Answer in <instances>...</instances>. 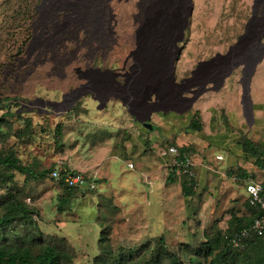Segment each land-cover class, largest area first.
Here are the masks:
<instances>
[{"label":"rangeland","instance_id":"1","mask_svg":"<svg viewBox=\"0 0 264 264\" xmlns=\"http://www.w3.org/2000/svg\"><path fill=\"white\" fill-rule=\"evenodd\" d=\"M167 1L164 11L168 8L176 14L181 0ZM187 2L189 11L191 2ZM148 4L149 0H0V126L6 131L0 151L13 152L35 171L60 161L71 169L76 162L89 167L86 175L98 177L96 189L75 191L71 204L60 212L59 198L65 191L52 172L35 178L0 165V198L11 192L25 200L36 211L34 222L44 236L56 242L63 239L72 250L71 259L63 264H96L112 249L138 250L159 235L165 236L172 250L182 242L196 247L217 228H228L230 217L223 212L192 237L174 228L165 230L158 225L160 217H153L165 211L137 191L138 172L111 156L116 131L121 129L116 130V124L124 110L115 100L100 107L90 96L94 87L90 78L100 74L96 70L111 78V71L122 69L127 60L131 70L128 90L122 95L128 98L133 97L131 85L147 74L173 87L164 68L170 49L164 41L168 37L160 32L164 23L160 20L154 27L143 21ZM185 29L183 49L172 57L177 59L178 80L201 62L226 54L244 35L225 62L201 65L192 87L208 85L202 95L214 98L223 110L232 109L230 113L241 102L243 84H249V94L260 88L264 95V36L258 39L264 35V0H193ZM143 57L154 70L142 67ZM161 66L164 69L159 71Z\"/></svg>","mask_w":264,"mask_h":264},{"label":"crops","instance_id":"2","mask_svg":"<svg viewBox=\"0 0 264 264\" xmlns=\"http://www.w3.org/2000/svg\"><path fill=\"white\" fill-rule=\"evenodd\" d=\"M147 64L143 63L142 67L150 68V71L155 69ZM150 76H139V82L131 85L132 98L122 93L119 98L111 97L113 86L103 73L90 78L94 83L90 92L99 106L110 100L122 105L123 119L116 124V130L121 129L116 131L111 156L125 160L130 169L138 172L137 191L145 194V200L154 199L151 202L165 211L162 215L154 214V219L160 217L158 225L192 237L200 228L211 226L223 212L227 218L233 213L240 217L250 215L245 187L252 180L264 184V168L258 164L260 157L246 150L244 141L264 148V95L261 89L243 93L241 102L230 113L232 109L223 110L214 98L204 95L192 106L185 102L180 104L172 86H163ZM153 93L166 106L151 109L148 98ZM98 99L103 100L102 104ZM143 113L146 118L150 116V122L155 126L153 130L139 121ZM194 118L202 125L201 129L190 128ZM168 145L186 150L182 154L190 155L194 161L197 177L191 194L183 191L182 175L176 173L179 179L170 184L167 182L171 157L162 155L161 149ZM130 162L134 167L129 166ZM69 167L84 173L89 169L76 162ZM107 175L105 173L102 178L106 179ZM94 176L93 179L98 180L96 174Z\"/></svg>","mask_w":264,"mask_h":264},{"label":"trees","instance_id":"3","mask_svg":"<svg viewBox=\"0 0 264 264\" xmlns=\"http://www.w3.org/2000/svg\"><path fill=\"white\" fill-rule=\"evenodd\" d=\"M5 99L4 104L8 103V97ZM8 113L10 112H4L5 115ZM13 115H17V112H13ZM26 123L30 127L29 119H26ZM201 127L202 125L194 118L190 128L201 129ZM57 130L56 136L60 142L59 125ZM4 134L6 131L0 126V138ZM244 146L247 151L260 157L258 164L264 168V148L247 140L244 141ZM180 151L186 150L180 148ZM0 165L35 178L45 177L57 167L54 164L49 169L35 171L30 165L22 164L13 152L3 155L1 151ZM176 173L180 177L183 176L180 181L184 193L191 194L195 183H190L176 168H171L167 176L168 184L179 179ZM59 183L63 184L65 193L59 198L58 210L64 212L71 204L75 191L80 189L66 185L63 180H59ZM246 203L250 215L240 217L233 213L228 221L227 230L217 228L196 247L182 242L177 250H172L165 236L159 235L148 240L138 250L112 249L105 253L106 255L98 257L96 264H264V234L252 236L244 249H234L229 242L236 231L247 227L258 214L249 200ZM34 214L36 211L25 200L11 192L0 198V264H63L71 259V248L66 247L63 239L56 242L53 237H45L34 222ZM107 229L109 231L111 227ZM103 239L108 240V236Z\"/></svg>","mask_w":264,"mask_h":264},{"label":"built area","instance_id":"4","mask_svg":"<svg viewBox=\"0 0 264 264\" xmlns=\"http://www.w3.org/2000/svg\"><path fill=\"white\" fill-rule=\"evenodd\" d=\"M161 153L164 156H170V167L180 171L190 183L196 185V172L194 170V161L188 154H182L180 148L176 145L162 147ZM134 167V163H129ZM52 177L56 180H63L64 183L71 187L79 189H95L96 182L82 171L68 170L64 167L63 162H58L57 167L52 172ZM246 192L250 204L257 210V216L253 221L242 229L236 231L230 238L229 242L234 249H244L252 236H261L264 234V184L259 181H249L246 184Z\"/></svg>","mask_w":264,"mask_h":264},{"label":"flooded vegetation","instance_id":"5","mask_svg":"<svg viewBox=\"0 0 264 264\" xmlns=\"http://www.w3.org/2000/svg\"><path fill=\"white\" fill-rule=\"evenodd\" d=\"M176 7V22L174 23V26L171 27L168 31H170V34H168V38H164L166 41V45L170 47V49L165 52L166 55V61H165V66H166V70L168 69V73L169 76L171 78V82L173 84L174 87V91H176L177 93V98L176 100L178 101V103L183 104V102L185 103H189L191 104V100L190 98L192 96H197V99L201 97V95L203 93H206V84H203L202 88H195L192 87L194 86V84L192 83L195 79H197L196 75H198V69H193L190 73L189 76H185L182 79H177V77L175 76V63H177V59L174 60L172 57H177V55L180 53V50H182L183 48L180 46V43L183 41H179L178 43L176 42L179 39H183L184 34L186 32V26L189 23V15H188V2L187 0H181L179 2H177V6ZM256 15H253V17ZM183 29H184V33H183ZM174 33V34H173ZM262 35L261 37H259V41H262L263 39ZM130 53H133V51L131 50ZM169 56L171 57V59L169 58ZM228 57H224L220 60H218L217 62H213L212 64H216L218 62H225L226 59H228ZM124 67L122 69H119L117 71H111V78H108L113 86V90H112V96L111 97H116L119 98V95H121V93L124 90L125 87V83L128 80V77L130 76V72L129 70H131V67L127 66V60L124 63ZM173 66H174V70H173ZM92 70H96L94 68H91ZM128 70V71H127ZM99 71V73L101 74L102 71L100 70H96ZM214 77H216V74H213ZM90 96L93 97L92 93L90 92ZM121 97V96H120ZM115 99V98H112ZM102 102L103 100L100 99ZM149 100V107L151 109H160L164 106H166V104L163 101H160V99L157 98V96L153 93L151 96H149L148 98ZM176 105V104H175ZM140 118H146V113H143Z\"/></svg>","mask_w":264,"mask_h":264},{"label":"bare ground","instance_id":"6","mask_svg":"<svg viewBox=\"0 0 264 264\" xmlns=\"http://www.w3.org/2000/svg\"><path fill=\"white\" fill-rule=\"evenodd\" d=\"M168 2L169 1H167V0H149V4L147 6H145V9H144V16L145 17H143L144 18L143 21L152 23L154 27H156L158 22H160V20H161L164 23V27L162 26V28L164 30L162 28H160L161 29L160 32H161V34H163V36H167V37H169L168 34H170V31H168V29L173 27L174 23L176 22L175 11L174 12H173V10L170 11L167 8L166 12H165L163 9V6L164 5L166 6ZM172 12H173V14H172ZM150 30L155 31V28H152ZM154 34H155V32H154ZM144 51H145L144 54H148L147 50H144ZM143 58H144L143 61L145 62V64H147L146 57H143Z\"/></svg>","mask_w":264,"mask_h":264},{"label":"water","instance_id":"7","mask_svg":"<svg viewBox=\"0 0 264 264\" xmlns=\"http://www.w3.org/2000/svg\"><path fill=\"white\" fill-rule=\"evenodd\" d=\"M190 2H191V5H190V7H189V13H188L189 16H191V14H192V10H193V0H190ZM183 33H184V29H183ZM243 37H244V35H241V36L239 37V40L237 41V43H236L234 46H232L231 48H234L235 46H238V45L242 42V40L244 39ZM179 41H182V38L179 39V40H177L176 42L178 43ZM231 48H230V50H228V52H227L226 54H224V55L219 54V55H217L216 57H212V58L209 59V60H206V61L201 62V63L198 65L197 68H199L201 65H210V64H212V63L214 62V60H215L218 56L227 57V56L230 54V52H231ZM141 52H142V51H141ZM144 52H145V51H144ZM261 58H262V57H259L258 59L255 60L254 65H253V70H254V68H255V66H256L257 61L260 60ZM164 68H166V67H164ZM164 68H163V66H161V67H159V70H163ZM173 70H174V66H173ZM253 70H252V72H253ZM165 71H166V70H165ZM252 72H251V75H252ZM226 77H227V76H225L224 79H225ZM250 79H251V78H250ZM138 82H139V79L136 80V83H138ZM249 82H250V80H249ZM166 84H167V83H166ZM248 86H249V84H248L247 86H246L245 84H243V93H244V94H249ZM196 99H197V96H192V97L190 98V100H191V104H190V106L193 105V103H194V101H195ZM98 101H99L100 104H102V101H101L100 99H98ZM101 106H104V104L101 105ZM101 106H100V107H101ZM139 121L142 122L143 125L146 126L147 128H149L150 130H153V129L155 128V126L150 122V116L147 117V118H140Z\"/></svg>","mask_w":264,"mask_h":264}]
</instances>
